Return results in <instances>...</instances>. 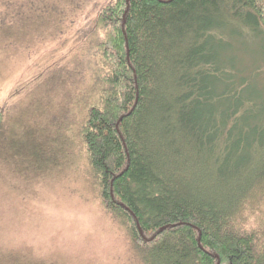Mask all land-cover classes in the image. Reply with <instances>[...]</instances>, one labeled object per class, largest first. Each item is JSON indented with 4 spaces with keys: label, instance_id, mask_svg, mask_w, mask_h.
<instances>
[{
    "label": "trees",
    "instance_id": "trees-1",
    "mask_svg": "<svg viewBox=\"0 0 264 264\" xmlns=\"http://www.w3.org/2000/svg\"><path fill=\"white\" fill-rule=\"evenodd\" d=\"M13 5L71 36L88 89L60 158L77 202L121 233L115 264H264V0H0ZM1 240L0 264H83Z\"/></svg>",
    "mask_w": 264,
    "mask_h": 264
},
{
    "label": "rangeland",
    "instance_id": "rangeland-1",
    "mask_svg": "<svg viewBox=\"0 0 264 264\" xmlns=\"http://www.w3.org/2000/svg\"><path fill=\"white\" fill-rule=\"evenodd\" d=\"M42 13L0 9V240L8 249L40 242L83 264H115L121 233L96 206L77 202L70 190L78 176L59 152L61 143L80 145L74 104L88 88H76L70 34L53 36ZM55 163L71 169L68 177L55 169L49 176Z\"/></svg>",
    "mask_w": 264,
    "mask_h": 264
}]
</instances>
